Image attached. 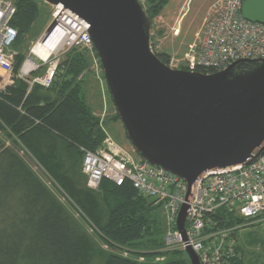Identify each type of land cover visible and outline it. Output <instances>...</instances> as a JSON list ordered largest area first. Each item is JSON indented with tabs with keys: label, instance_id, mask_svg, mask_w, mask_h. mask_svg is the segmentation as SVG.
Wrapping results in <instances>:
<instances>
[{
	"label": "trees",
	"instance_id": "16d2710c",
	"mask_svg": "<svg viewBox=\"0 0 264 264\" xmlns=\"http://www.w3.org/2000/svg\"><path fill=\"white\" fill-rule=\"evenodd\" d=\"M168 2L146 0L152 26ZM15 4L14 45L27 37L40 11L39 0H15ZM156 54L168 63L167 52ZM14 57V82L0 95V264H92L101 255L103 264H191L182 250L161 251L165 230L155 200L129 181L119 185L103 178L97 189L89 185L82 148L96 150L105 135L99 124L102 111L95 109L88 93L90 54L78 46L64 52L47 88L30 86L20 78L17 74L26 54L18 49ZM114 109L105 122L121 121ZM21 150L59 185L58 190H64L68 202L82 212L79 216L96 227L93 234L33 170ZM210 217L206 230L238 226L226 242L235 249L234 264H244L235 237L245 219L225 207ZM99 238L103 242L106 238V248L112 250H104ZM160 253L165 259L154 261ZM142 256L145 259L139 260Z\"/></svg>",
	"mask_w": 264,
	"mask_h": 264
},
{
	"label": "water",
	"instance_id": "95a60500",
	"mask_svg": "<svg viewBox=\"0 0 264 264\" xmlns=\"http://www.w3.org/2000/svg\"><path fill=\"white\" fill-rule=\"evenodd\" d=\"M43 1L61 3L89 24L112 102L143 160L191 185L207 170L263 152V59H238L209 73L171 68L151 47L152 17L140 0ZM241 11L264 23V0H244ZM55 26L51 20L44 42ZM187 207L177 218L183 233ZM185 252L200 264L194 250Z\"/></svg>",
	"mask_w": 264,
	"mask_h": 264
},
{
	"label": "built area",
	"instance_id": "2783aa9c",
	"mask_svg": "<svg viewBox=\"0 0 264 264\" xmlns=\"http://www.w3.org/2000/svg\"><path fill=\"white\" fill-rule=\"evenodd\" d=\"M140 2L144 5L146 1ZM243 2L216 0L198 40L189 43L190 52L184 56L172 54L166 64L175 69L209 73L222 70L238 59L264 60V23L246 19L241 11ZM52 7L56 26L49 37L59 31L61 43L43 59L49 65L41 76L29 77L41 63L37 58H30L31 55L26 57L17 75L30 86L37 83L50 87L61 56L71 47L91 52L95 49L88 32L89 24L82 17L61 3ZM16 11L15 0H0V91L12 84L9 74L15 53L10 47L18 37V30L11 20ZM105 111L106 108L98 114L105 132L101 145L96 150L82 148L83 172L88 176L89 185L97 187L103 178L119 185L131 182L142 195L166 209L171 226L165 236L166 249L185 251L190 247L198 255L200 264H234L235 249L226 239L238 226L221 231L206 230V226L210 216L221 207L245 219L239 227L264 220V150L249 163L207 170L189 185L179 175L136 158L116 142L104 125ZM185 204L188 207L183 233L177 226V218Z\"/></svg>",
	"mask_w": 264,
	"mask_h": 264
},
{
	"label": "rangeland",
	"instance_id": "374dc122",
	"mask_svg": "<svg viewBox=\"0 0 264 264\" xmlns=\"http://www.w3.org/2000/svg\"><path fill=\"white\" fill-rule=\"evenodd\" d=\"M146 1V0H145ZM40 2V11L39 17L33 26L32 30L29 32L25 39L16 45L10 47L11 51L14 52V56L17 54L18 49L25 52L26 57L32 56L34 59L37 58L41 62V67L33 71L29 77L35 78L41 76L49 63L44 62L43 58H39L34 52L32 53V48L40 40L46 32V28L52 20V11L53 7L46 3L43 0ZM216 2V0H169V2L163 8V11L154 19L153 26L151 27V44L154 52H167L169 56L180 55L184 56L188 54L191 49H189V43L195 42L199 38L200 31L203 24L205 23L208 16L212 13L211 7ZM145 4V3H144ZM216 5H214L215 7ZM91 56V67L87 71L88 75V93L91 103L95 106V109L98 111L106 108L107 116L110 113H114V106H111V109L108 110L110 102L112 103V98H109L108 95V86L104 78L103 68L100 61V58L97 54L96 49L93 52L84 49ZM62 59V56L60 60ZM168 61V58H167ZM13 63H15V57H13ZM23 65V64H22ZM22 67V66H21ZM43 68V69H41ZM41 72L40 74H35ZM14 82V68L9 74ZM6 77V75L2 76ZM54 80V79H53ZM11 82V83H12ZM10 85V84H9ZM7 85V87L9 86ZM7 87L0 91V95L5 93ZM110 93V92H109ZM106 101V103H105ZM105 104V106H104ZM105 111V112H106ZM106 127L111 134V137L118 142L124 149L133 153L136 158H140L138 152L135 150L130 140L126 136L125 128L120 120H107ZM20 154L27 160L30 166L35 170L40 177L43 178L44 182L52 189V191L57 195L62 203L71 211L74 217H76L82 225L88 230L89 233L93 234V228L96 227L93 225L90 226L85 222L80 216L77 208L68 202L64 190H58L59 185L52 182V179L48 175H44L38 166V164L27 155L24 151H20ZM99 186V185H98ZM98 186L93 187L97 189ZM162 222L164 225V239L166 233L171 229V226L168 223L167 212L164 206H159L157 209ZM82 213V212H81ZM96 236V235H94ZM102 239H96L104 250H112V248L107 247L106 243ZM235 241L240 246L239 256L243 259L244 264H264V220L257 221L255 225H245L238 228L236 231ZM161 251H170L164 246L161 248ZM123 255L125 254L122 253ZM161 254V253H160ZM183 255H187L184 251ZM142 258V259H141ZM139 260H144L145 257H141ZM159 258V260H158ZM102 259V260H101ZM165 259V254L158 255L154 261H162ZM104 258L97 256L92 264H103Z\"/></svg>",
	"mask_w": 264,
	"mask_h": 264
},
{
	"label": "bare ground",
	"instance_id": "6f19581e",
	"mask_svg": "<svg viewBox=\"0 0 264 264\" xmlns=\"http://www.w3.org/2000/svg\"><path fill=\"white\" fill-rule=\"evenodd\" d=\"M61 39V33L55 31L46 42H44V40H39L32 48V52H34L39 58L41 57L45 59L51 51L60 45Z\"/></svg>",
	"mask_w": 264,
	"mask_h": 264
},
{
	"label": "crops",
	"instance_id": "0c3cea01",
	"mask_svg": "<svg viewBox=\"0 0 264 264\" xmlns=\"http://www.w3.org/2000/svg\"><path fill=\"white\" fill-rule=\"evenodd\" d=\"M105 103H106V101H105ZM111 109V105L109 104V108H108V110H110ZM101 111H103V110H101ZM106 124V122H105V120H104V125ZM105 127H106V125H105ZM107 128V127H106ZM108 130V129H107ZM13 202V201H12Z\"/></svg>",
	"mask_w": 264,
	"mask_h": 264
}]
</instances>
